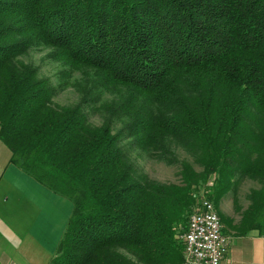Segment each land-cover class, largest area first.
<instances>
[{
  "label": "trees",
  "instance_id": "1",
  "mask_svg": "<svg viewBox=\"0 0 264 264\" xmlns=\"http://www.w3.org/2000/svg\"><path fill=\"white\" fill-rule=\"evenodd\" d=\"M34 48L61 67L58 87L21 60ZM66 86L79 101L56 104ZM123 139L167 163L181 148L201 171L149 179ZM0 141L72 201L49 264H183L200 185L216 211L233 192L223 231L264 236V0H0ZM244 180L259 186L246 206Z\"/></svg>",
  "mask_w": 264,
  "mask_h": 264
},
{
  "label": "crops",
  "instance_id": "2",
  "mask_svg": "<svg viewBox=\"0 0 264 264\" xmlns=\"http://www.w3.org/2000/svg\"><path fill=\"white\" fill-rule=\"evenodd\" d=\"M0 141V264H49L73 205L10 162ZM228 230L227 264H264V236Z\"/></svg>",
  "mask_w": 264,
  "mask_h": 264
},
{
  "label": "rangeland",
  "instance_id": "3",
  "mask_svg": "<svg viewBox=\"0 0 264 264\" xmlns=\"http://www.w3.org/2000/svg\"><path fill=\"white\" fill-rule=\"evenodd\" d=\"M49 50L43 48H34L28 52L27 55L21 58L22 61L32 64L38 68L39 75L42 77H48L54 86L58 87L60 84L59 71L61 67L53 60L47 57ZM78 74H74L73 78H78ZM69 81V79H67ZM72 79L70 80V82ZM110 97L104 93L101 95V100L109 99ZM80 99L79 93L71 86H66L65 88H58L56 95L53 100L56 104L66 105L77 103ZM88 119L92 124L98 125L102 121V115L94 112L88 113ZM118 127V126H117ZM116 127V128H117ZM129 139H123L121 145L125 147L127 154L133 160L137 171L147 175L149 179L158 181L160 183H175L180 182V163L181 161H187L192 165L194 170L201 171V167L193 161V158L183 149L177 148L174 151V155L178 160V163H167L164 160H161L152 152H142L137 147L129 143ZM259 187L257 183H253L248 180H244L239 183L236 187V195L238 196L240 205L246 206V194L250 188ZM204 191V185L199 186L194 191L195 196H199L197 203L201 199H205L202 194ZM233 192L230 191L221 199L219 210L217 212L222 213L224 216H230L232 218L238 219L234 212V207L232 203ZM69 204H72V201L68 198L65 199ZM73 205V204H72ZM222 222V221H221ZM223 224V222H222ZM224 225V224H223ZM224 233L228 234L227 228L224 226ZM185 232V231H184ZM228 236V235H227Z\"/></svg>",
  "mask_w": 264,
  "mask_h": 264
},
{
  "label": "built area",
  "instance_id": "4",
  "mask_svg": "<svg viewBox=\"0 0 264 264\" xmlns=\"http://www.w3.org/2000/svg\"><path fill=\"white\" fill-rule=\"evenodd\" d=\"M183 241V264H227L229 237L218 223L213 203L201 199L190 214Z\"/></svg>",
  "mask_w": 264,
  "mask_h": 264
},
{
  "label": "bare ground",
  "instance_id": "5",
  "mask_svg": "<svg viewBox=\"0 0 264 264\" xmlns=\"http://www.w3.org/2000/svg\"><path fill=\"white\" fill-rule=\"evenodd\" d=\"M213 209H214V212L217 213V220H218V223L220 224V226H222V223H221V221H220V218H219L218 212L215 210L214 204H213ZM222 228H223V226H222Z\"/></svg>",
  "mask_w": 264,
  "mask_h": 264
}]
</instances>
